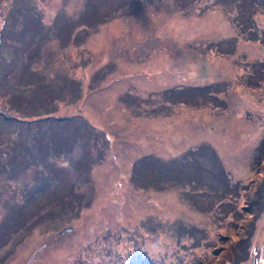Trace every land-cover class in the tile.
Listing matches in <instances>:
<instances>
[{"label":"rangeland","instance_id":"rangeland-1","mask_svg":"<svg viewBox=\"0 0 264 264\" xmlns=\"http://www.w3.org/2000/svg\"><path fill=\"white\" fill-rule=\"evenodd\" d=\"M259 147L264 0H0V264H210Z\"/></svg>","mask_w":264,"mask_h":264},{"label":"trees","instance_id":"trees-1","mask_svg":"<svg viewBox=\"0 0 264 264\" xmlns=\"http://www.w3.org/2000/svg\"><path fill=\"white\" fill-rule=\"evenodd\" d=\"M258 150L260 155L256 157V162L260 170V172L258 171V174H261V171H264V149L262 150V148L259 147ZM262 178H264V175ZM248 189L249 186L247 187V190ZM252 189L253 197L249 198V206L243 207L244 210H249L251 219L247 222L245 220L242 224L236 226L234 239H229L228 237L221 235L219 236V242L222 244L219 250L216 251L217 257L210 264H241L248 260L255 222L260 218V214L264 211L263 179L259 183L257 182L256 187L254 186ZM69 197L76 198L80 197V195L71 194Z\"/></svg>","mask_w":264,"mask_h":264},{"label":"water","instance_id":"water-1","mask_svg":"<svg viewBox=\"0 0 264 264\" xmlns=\"http://www.w3.org/2000/svg\"><path fill=\"white\" fill-rule=\"evenodd\" d=\"M70 230H72V226L71 225L67 226V227H63L59 233L62 234V233L68 232Z\"/></svg>","mask_w":264,"mask_h":264},{"label":"flooded vegetation","instance_id":"flooded-vegetation-1","mask_svg":"<svg viewBox=\"0 0 264 264\" xmlns=\"http://www.w3.org/2000/svg\"><path fill=\"white\" fill-rule=\"evenodd\" d=\"M217 256V254H215Z\"/></svg>","mask_w":264,"mask_h":264}]
</instances>
